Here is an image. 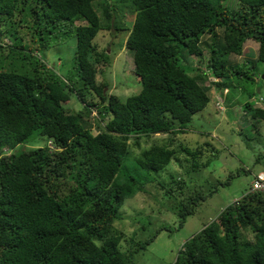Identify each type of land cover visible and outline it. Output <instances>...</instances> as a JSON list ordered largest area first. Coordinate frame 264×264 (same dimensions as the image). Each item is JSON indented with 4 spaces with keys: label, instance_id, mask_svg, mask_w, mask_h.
Listing matches in <instances>:
<instances>
[{
    "label": "trees",
    "instance_id": "obj_1",
    "mask_svg": "<svg viewBox=\"0 0 264 264\" xmlns=\"http://www.w3.org/2000/svg\"><path fill=\"white\" fill-rule=\"evenodd\" d=\"M125 10L135 13L130 26L121 19ZM24 12L29 34L3 26ZM0 26L13 40L5 45L0 30V264H133L166 227L125 241L115 222L122 220L126 199L157 180L178 149L152 145L132 156L128 141L175 134L213 99L198 83L208 72L188 69L190 56L219 78L209 83L220 94L230 90L227 109L236 99L233 89L254 93L256 61L236 58L252 39L258 42L256 60L264 63V0H0ZM101 29L128 31L125 46L141 89L124 100L105 93L106 81H96L92 40ZM28 36L31 43H22ZM73 37L76 47L63 77L40 52ZM72 96L82 101L77 110L68 104ZM260 102L243 105L256 130L264 123ZM94 108L97 133L89 118ZM41 137L52 139V150L28 147ZM205 146L214 157L215 146ZM183 150L191 168L199 167L200 151ZM234 174L217 184L227 185ZM158 184L175 199L184 183ZM217 184L165 203L179 228ZM243 230L251 238H243ZM172 264H264V192L249 186L183 243Z\"/></svg>",
    "mask_w": 264,
    "mask_h": 264
},
{
    "label": "rangeland",
    "instance_id": "obj_2",
    "mask_svg": "<svg viewBox=\"0 0 264 264\" xmlns=\"http://www.w3.org/2000/svg\"><path fill=\"white\" fill-rule=\"evenodd\" d=\"M134 16V12L125 10L124 15L121 16L125 26L132 24ZM15 19L10 22H2L4 23L3 26L16 27V30L17 27L20 28V35L29 34L26 27L29 17L26 12L23 16H16ZM3 26H0L4 37L3 43L5 45L11 44L13 40ZM112 31L101 29L92 40L96 45L92 54L98 57L94 66L96 81L98 83L106 81L108 86L103 89L105 93L124 100L126 97L139 92L141 83L133 69L132 52L125 46L128 31L127 33L121 30ZM218 32H220L219 29ZM16 34L18 35V33ZM21 42H26L25 44L28 45L31 40L28 36ZM75 47L76 40L73 37L63 44L45 48L40 53L44 57L46 66H55L56 72L64 77L71 67ZM103 51L107 54L105 58L102 54ZM184 54L188 58L187 53ZM257 55L258 42L252 39L245 41L242 54L236 58V61L238 63L246 59L256 61L255 91L244 94L241 90L233 89L236 99L229 109H227L229 103L226 102L225 98L228 97L227 94L230 93V90L227 92L225 89L223 94H220L218 89L209 83L213 76L209 74L205 64H199L194 56H190L187 62L188 69L192 72L197 69L208 72L207 78L198 80V83L204 90L206 89L213 99L202 111L193 116L192 121L184 129L177 130L175 134L157 133L140 137L137 143L132 140L128 141L132 156L141 155L145 149L152 145H167L178 149L171 162L156 173L157 180L148 184L145 191L138 192L126 199L121 208L122 220L115 222V226L123 231L125 241L134 235L137 240H144L151 236L157 228L166 227L165 230L156 235L144 250L136 255L133 264H172L183 243L210 221L215 220L226 205L235 202L236 199L246 193L253 173L264 172V123L257 124V130L248 126L252 118L243 109L246 101L255 103L260 97L263 98V102L260 103L264 105V63L256 60ZM18 70L23 69L18 67ZM218 79L213 78V80ZM93 98L96 102L99 100L97 96ZM68 102L66 103L74 110L82 106V101L76 96H72ZM93 111L89 116L93 122L91 130L93 133H97L100 130L98 125L101 122L98 110L94 108ZM226 111L230 112L226 113ZM206 142L213 144L217 149L214 157L211 155L212 153L210 154L209 148L205 146ZM31 144L28 147L44 144L53 146L52 139L46 140L42 137L34 140ZM50 149L52 150L53 147ZM183 149L200 151L199 157H196L200 163L199 167L191 168V155ZM3 152L10 154L13 150L5 148ZM244 167L247 169H245L246 172ZM230 172L235 174L229 183L224 186L220 182L218 185L217 181H224ZM175 180L182 181L184 184L182 190L176 191L178 196L174 199L171 193L170 195L165 194L158 181L169 184ZM214 184H217V189L201 202L195 213L189 215L179 228L176 213L173 212L172 208L167 209L165 203L175 202L179 198L183 199L187 193L197 189H204L206 192L212 191ZM154 196H158L157 201ZM140 226L144 228L139 230ZM251 235L249 230L242 231L243 238H251ZM125 241L121 242L125 245L124 247L127 245Z\"/></svg>",
    "mask_w": 264,
    "mask_h": 264
},
{
    "label": "built area",
    "instance_id": "obj_3",
    "mask_svg": "<svg viewBox=\"0 0 264 264\" xmlns=\"http://www.w3.org/2000/svg\"><path fill=\"white\" fill-rule=\"evenodd\" d=\"M250 191H264V172H258L253 175L250 182Z\"/></svg>",
    "mask_w": 264,
    "mask_h": 264
},
{
    "label": "clouds",
    "instance_id": "obj_4",
    "mask_svg": "<svg viewBox=\"0 0 264 264\" xmlns=\"http://www.w3.org/2000/svg\"><path fill=\"white\" fill-rule=\"evenodd\" d=\"M258 91H259V90H258ZM259 101H262V102H263V98L260 97V98H259ZM93 112H94V111H93ZM49 147H50V146H49ZM52 147H53V146H52ZM52 147H50V148H52ZM260 172H263V171H260ZM254 174H256V173H253V174H252V177H253ZM251 180H252V178H251ZM251 180H250V182H251ZM251 192H253V191H251ZM261 192H264V191H261ZM217 217H218V216H217ZM216 219H217V218H216ZM216 219H215V220H212V221H216ZM212 221H210V222H212ZM205 226H206V225H205Z\"/></svg>",
    "mask_w": 264,
    "mask_h": 264
},
{
    "label": "water",
    "instance_id": "obj_5",
    "mask_svg": "<svg viewBox=\"0 0 264 264\" xmlns=\"http://www.w3.org/2000/svg\"><path fill=\"white\" fill-rule=\"evenodd\" d=\"M259 90V89H258Z\"/></svg>",
    "mask_w": 264,
    "mask_h": 264
}]
</instances>
